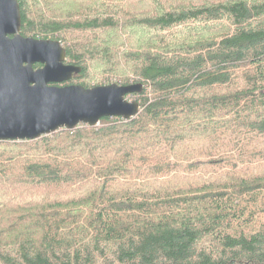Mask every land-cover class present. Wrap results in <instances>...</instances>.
I'll return each mask as SVG.
<instances>
[{"label": "trees", "instance_id": "16d2710c", "mask_svg": "<svg viewBox=\"0 0 264 264\" xmlns=\"http://www.w3.org/2000/svg\"><path fill=\"white\" fill-rule=\"evenodd\" d=\"M17 1L81 68L62 85L143 90L130 120L0 141V264H264V0Z\"/></svg>", "mask_w": 264, "mask_h": 264}, {"label": "water", "instance_id": "95a60500", "mask_svg": "<svg viewBox=\"0 0 264 264\" xmlns=\"http://www.w3.org/2000/svg\"><path fill=\"white\" fill-rule=\"evenodd\" d=\"M20 31L18 1L0 0V141H32L140 113L139 103L128 96L140 94L141 84L62 85L81 68L65 63L59 41L24 37Z\"/></svg>", "mask_w": 264, "mask_h": 264}, {"label": "rangeland", "instance_id": "374dc122", "mask_svg": "<svg viewBox=\"0 0 264 264\" xmlns=\"http://www.w3.org/2000/svg\"><path fill=\"white\" fill-rule=\"evenodd\" d=\"M133 1V4H132V6H135V5H139V6H141V7H144L145 5H144V2L143 1H140V0H130V4H131V2ZM184 1H189V2H192V3H200L202 0H184ZM139 29L140 30H142L140 27H139ZM187 31H189V30H187ZM133 33V41L135 42V43H137L138 44V46L139 47H141V48H144L145 46H148L149 48H152L153 50H155V51H159V52H161L160 50H161V48H160V46L159 45H155V44H149V40H147L145 37H143V35L142 36H140L139 35V33H140V31H133L132 32ZM146 33V32H145ZM168 36V35H167ZM167 39H169V40H174L175 42H176V39H175V37H173V36H170L169 38H167ZM51 40V39H50ZM167 43V42H166ZM62 46L64 47V45L62 44ZM109 83L107 84H104V85H109V84H117L116 83V78H110L109 77ZM103 86V85H102ZM18 142H21V141H18Z\"/></svg>", "mask_w": 264, "mask_h": 264}, {"label": "bare ground", "instance_id": "6f19581e", "mask_svg": "<svg viewBox=\"0 0 264 264\" xmlns=\"http://www.w3.org/2000/svg\"><path fill=\"white\" fill-rule=\"evenodd\" d=\"M142 85V84H141Z\"/></svg>", "mask_w": 264, "mask_h": 264}]
</instances>
